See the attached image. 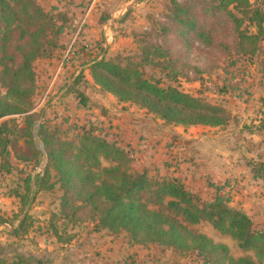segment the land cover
I'll use <instances>...</instances> for the list:
<instances>
[{"label":"rangeland","instance_id":"374dc122","mask_svg":"<svg viewBox=\"0 0 264 264\" xmlns=\"http://www.w3.org/2000/svg\"><path fill=\"white\" fill-rule=\"evenodd\" d=\"M32 1L56 29L32 64L31 135L26 116L0 120V264L19 259L26 264H216L219 256L207 263L195 251L141 244L125 231L102 228L90 206L64 207L55 171L40 189L48 165L41 130L76 145L88 131L116 142L129 154L132 173H146L154 181L178 179L200 206L213 201V186H220L231 206L253 221L254 230L264 231V23L258 29L251 14L232 10L243 19L241 31L260 38L256 51L243 56L236 51L235 24L216 12L214 0ZM173 2L199 13L209 6L224 21L215 47L198 42L186 52L166 34L167 28L175 29ZM249 2V12L264 16V0ZM59 28L63 32L56 35ZM102 60L138 69L162 88L221 107L230 120L222 127L168 124L96 84L91 67ZM5 92L0 84V93ZM192 229L227 246L230 257L264 264V256L241 250L208 222Z\"/></svg>","mask_w":264,"mask_h":264},{"label":"trees","instance_id":"16d2710c","mask_svg":"<svg viewBox=\"0 0 264 264\" xmlns=\"http://www.w3.org/2000/svg\"><path fill=\"white\" fill-rule=\"evenodd\" d=\"M214 1L218 3L216 12L223 13L228 22L235 24L234 34L240 39L237 53L243 56L254 53L259 35L242 32L243 19L232 10L248 17L251 14L250 21L258 29L264 23V16L249 12V0ZM173 5L175 29L167 28V35H174L186 52L198 42L208 48L216 46L217 36L224 33L220 32L224 21L213 16L209 6L201 15L192 5L175 2ZM55 26L49 14L32 0H0V84L6 91L4 95L0 93V120L26 116L29 135L34 123L32 64L43 54L45 40L55 31ZM62 32L59 28L56 35ZM154 51L161 57L160 49ZM91 72L95 83L105 91L116 95L120 101L141 105L168 124L222 127L230 120L225 109L206 104L177 88H162L147 80L138 69L102 60L93 64ZM39 135L48 158L40 189L45 188L51 171H55L56 183L64 191V207L76 203L90 206L99 215L102 228L125 231L141 244L195 251L207 263L217 254L216 264H225L226 260L229 264H255L249 258L230 257L227 246L215 244L192 229L208 222L220 234L235 240L241 250L264 256V231L254 230L253 221L221 195L220 186H213L217 191L215 199L200 206L178 179L154 181L146 173H132L129 154L116 142L89 131L78 145L62 141L48 131L41 130ZM26 263L19 259L14 264Z\"/></svg>","mask_w":264,"mask_h":264},{"label":"crops","instance_id":"0c3cea01","mask_svg":"<svg viewBox=\"0 0 264 264\" xmlns=\"http://www.w3.org/2000/svg\"><path fill=\"white\" fill-rule=\"evenodd\" d=\"M210 147H214L212 144H210Z\"/></svg>","mask_w":264,"mask_h":264}]
</instances>
